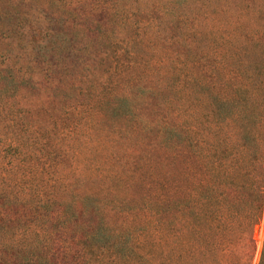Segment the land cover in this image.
<instances>
[{"label": "trees", "instance_id": "obj_1", "mask_svg": "<svg viewBox=\"0 0 264 264\" xmlns=\"http://www.w3.org/2000/svg\"><path fill=\"white\" fill-rule=\"evenodd\" d=\"M0 26L14 103L38 87L0 141L36 176L0 188V264H252L264 0H0ZM83 156L103 191L66 199Z\"/></svg>", "mask_w": 264, "mask_h": 264}, {"label": "rangeland", "instance_id": "obj_2", "mask_svg": "<svg viewBox=\"0 0 264 264\" xmlns=\"http://www.w3.org/2000/svg\"><path fill=\"white\" fill-rule=\"evenodd\" d=\"M1 28V26H0ZM1 38H0V63L2 65H4V56H3V51H2V44H1ZM5 64H7L9 62V58H7L5 60ZM49 78H44V82L45 83H49ZM10 84V82H9ZM5 79H0V141L6 140L8 141L9 139L12 138V134L11 131L14 127H17L16 124L20 123V124H29L28 121H30V119L26 118L23 114V110L25 109V107L27 105H31V99L30 96L33 93H37L38 92V87H32L31 88V93L28 95L26 94L24 97L19 98V103L15 104L14 103V98H13V90H12V85H9ZM45 85V84H44ZM43 87V86H42ZM45 88V87H44ZM46 89V88H45ZM28 103L27 105H25V103ZM34 112L39 114V119L40 117H44L45 112L44 111H37L36 109L33 108ZM55 115L56 110L54 109L52 111ZM48 119H50L49 117L47 118V122L46 124H48ZM115 119V118H112ZM58 136V135H57ZM59 137V136H58ZM82 139H84L85 141L88 140V134H82L81 135ZM68 137H65V140L67 141ZM55 141V139L53 140V142ZM9 150V148H7ZM10 153V151H9ZM14 162V160H10L9 156L6 158H0V183L2 184V186H0V188H5L3 189L4 193L3 195H12L15 193V191L18 189H12L14 186L18 187L20 185H22L24 183L25 187H19L21 189V193L22 195L26 193V191L29 190V188L31 187L34 179H36V176L32 175L29 168H26V166H22L24 169V172L28 171L29 175L27 176V179L24 177V173L22 170H18V173H14L12 170V162ZM90 161H88L87 157L83 156L79 159V161L77 162V165H79L81 167V169H84V174L82 171V174L79 175L78 179H83L84 176L86 177V186L81 185L79 181H77L75 178L78 177V173L75 172L73 165L71 166V164H67L66 166H63L65 169V172H67V179H71L70 181H72L74 183V187H71L69 189V191H71L69 193V195L66 197V199H72L75 195H77L78 193H82L81 191H83L85 189L89 190L90 192H92V194H94L95 191H99L98 192H102V188H104V186L98 184V183H94V181L92 180V178H89L92 173L90 171ZM15 163L17 164V162L15 161ZM87 163V166L84 167V164ZM36 171L38 173H41V170H39V168H36ZM20 175V176H19ZM41 176H46V175H41ZM16 180V181H15ZM71 183V182H70ZM106 187V186H105ZM85 190V191H87ZM102 190V191H101ZM16 195V194H15ZM101 198H103V195L100 196ZM122 197H124V195H122ZM107 199V195L104 196V203H108V201L111 199L110 197H108ZM128 209L131 207L130 204H127ZM263 245H264V213H263V217L261 219V221L259 222L258 225L255 226L254 230H253V235L252 238L249 239L248 241H246L245 243V248L244 251L247 252V254L252 257V264H257L260 258V254L261 251L263 249Z\"/></svg>", "mask_w": 264, "mask_h": 264}]
</instances>
